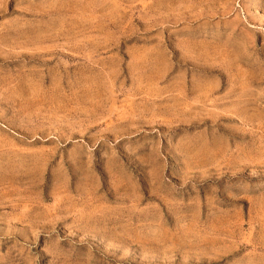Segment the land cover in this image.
Returning a JSON list of instances; mask_svg holds the SVG:
<instances>
[{
    "label": "rangeland",
    "instance_id": "1",
    "mask_svg": "<svg viewBox=\"0 0 264 264\" xmlns=\"http://www.w3.org/2000/svg\"><path fill=\"white\" fill-rule=\"evenodd\" d=\"M0 264H264V0H0Z\"/></svg>",
    "mask_w": 264,
    "mask_h": 264
}]
</instances>
